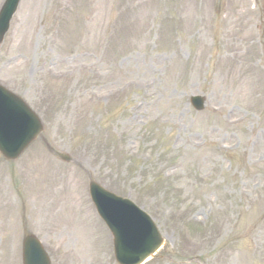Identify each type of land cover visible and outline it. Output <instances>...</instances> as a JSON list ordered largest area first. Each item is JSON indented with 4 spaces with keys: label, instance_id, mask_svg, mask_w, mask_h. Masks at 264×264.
Returning a JSON list of instances; mask_svg holds the SVG:
<instances>
[{
    "label": "rangeland",
    "instance_id": "obj_1",
    "mask_svg": "<svg viewBox=\"0 0 264 264\" xmlns=\"http://www.w3.org/2000/svg\"><path fill=\"white\" fill-rule=\"evenodd\" d=\"M0 83L45 124L0 154V264L26 231L52 264H117L89 173L154 218L146 264H264V0H22Z\"/></svg>",
    "mask_w": 264,
    "mask_h": 264
},
{
    "label": "water",
    "instance_id": "obj_2",
    "mask_svg": "<svg viewBox=\"0 0 264 264\" xmlns=\"http://www.w3.org/2000/svg\"><path fill=\"white\" fill-rule=\"evenodd\" d=\"M21 0H5L0 11V42L9 30L11 19ZM201 109L203 98H193ZM43 131V124L23 99L0 85V151L9 159L18 158ZM64 160L70 157L57 153ZM96 206L115 237L117 259L121 264H139L161 246L163 238L152 219L128 199H123L90 183ZM24 264H50L39 240L27 235L24 240Z\"/></svg>",
    "mask_w": 264,
    "mask_h": 264
},
{
    "label": "bare ground",
    "instance_id": "obj_3",
    "mask_svg": "<svg viewBox=\"0 0 264 264\" xmlns=\"http://www.w3.org/2000/svg\"><path fill=\"white\" fill-rule=\"evenodd\" d=\"M127 86H128V85H127ZM138 108L141 109V107H139V106H135V110H136V111L138 110ZM142 109H144V108H142ZM231 113H232V112H231ZM235 118H236V117H235ZM235 118L228 117V119H227V124L230 125V126H232L234 123L237 122V121L235 120ZM239 120H240L241 122H243L244 119L239 118ZM234 126H235V125H234ZM225 147H226L225 142H224V145L221 144V145L219 146L220 149H225ZM194 149H200V145H199L197 142L194 143ZM73 232L75 233V231H73Z\"/></svg>",
    "mask_w": 264,
    "mask_h": 264
}]
</instances>
